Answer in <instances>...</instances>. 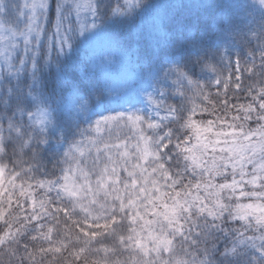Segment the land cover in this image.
<instances>
[{
    "label": "snow or ice",
    "instance_id": "6c2138e0",
    "mask_svg": "<svg viewBox=\"0 0 264 264\" xmlns=\"http://www.w3.org/2000/svg\"><path fill=\"white\" fill-rule=\"evenodd\" d=\"M0 264H264V0H0Z\"/></svg>",
    "mask_w": 264,
    "mask_h": 264
},
{
    "label": "rangeland",
    "instance_id": "374dc122",
    "mask_svg": "<svg viewBox=\"0 0 264 264\" xmlns=\"http://www.w3.org/2000/svg\"><path fill=\"white\" fill-rule=\"evenodd\" d=\"M219 3H228V2H235V0H218ZM104 47L103 42L97 43V48L102 49ZM131 72L130 68H124L123 66L119 65L118 63L114 66L113 75H112V83L113 86L119 87L123 84L124 78L129 75ZM142 106V105H141ZM163 115V113H161ZM127 132V130H125Z\"/></svg>",
    "mask_w": 264,
    "mask_h": 264
},
{
    "label": "trees",
    "instance_id": "16d2710c",
    "mask_svg": "<svg viewBox=\"0 0 264 264\" xmlns=\"http://www.w3.org/2000/svg\"><path fill=\"white\" fill-rule=\"evenodd\" d=\"M207 135H208L209 137H211L212 133H208ZM63 255L65 256V258H67V259H71L70 257H67L66 254H63Z\"/></svg>",
    "mask_w": 264,
    "mask_h": 264
}]
</instances>
